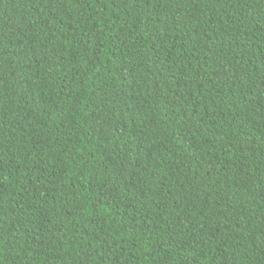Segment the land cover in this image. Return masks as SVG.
I'll use <instances>...</instances> for the list:
<instances>
[{"label":"trees","instance_id":"obj_1","mask_svg":"<svg viewBox=\"0 0 264 264\" xmlns=\"http://www.w3.org/2000/svg\"><path fill=\"white\" fill-rule=\"evenodd\" d=\"M0 264H264V0H0Z\"/></svg>","mask_w":264,"mask_h":264}]
</instances>
